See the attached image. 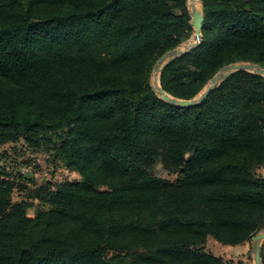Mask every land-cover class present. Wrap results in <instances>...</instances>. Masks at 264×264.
Returning <instances> with one entry per match:
<instances>
[{
    "label": "trees",
    "instance_id": "trees-1",
    "mask_svg": "<svg viewBox=\"0 0 264 264\" xmlns=\"http://www.w3.org/2000/svg\"><path fill=\"white\" fill-rule=\"evenodd\" d=\"M200 1L201 43L159 77L179 99L224 65L264 66V0ZM191 31L186 0H0V145H44L82 178L14 202L0 173V264H226L208 238L264 229V77L237 72L193 107L151 90ZM33 200L49 208L30 218Z\"/></svg>",
    "mask_w": 264,
    "mask_h": 264
},
{
    "label": "rangeland",
    "instance_id": "rangeland-1",
    "mask_svg": "<svg viewBox=\"0 0 264 264\" xmlns=\"http://www.w3.org/2000/svg\"><path fill=\"white\" fill-rule=\"evenodd\" d=\"M198 2L201 8L202 3L200 0H198ZM191 5V0H186L187 10L188 6L191 8ZM192 35L193 29L190 33L187 34L185 39L182 40L179 44H177L174 48L186 42L188 43L192 39ZM153 80L154 75L152 76L151 71L150 82ZM205 86L203 87V89L205 88ZM0 173L5 174L15 183L13 193L11 195L12 201L14 202L20 201L22 199L27 200L28 191L27 189H22L21 187L23 186L32 189L35 186L49 184L52 185V187H55L60 183L82 180L81 176L78 173L68 170L63 165V162L55 156L54 151L52 149H48L44 145H41L40 147L30 146L24 139H20L16 143H6L0 145ZM17 173H21L22 176L19 177ZM257 173L259 175L264 176V168L258 169ZM155 174L167 181L174 182L176 180V175L165 172L160 164L155 165ZM32 202V205L26 209V214L30 218H35L39 212L45 211L49 208L47 205L41 204L36 200H33ZM247 244L249 245V242H247ZM206 247L207 250L214 255H224L226 249L232 248L231 246L222 245L212 238L209 239L208 244L206 243ZM217 248L220 250H218ZM221 250L222 252H224H220ZM139 252L140 251H138V254ZM123 259V261H125L123 264H139V257L137 254H127L124 256ZM244 260L246 262L254 263V252H249L247 257L244 258ZM224 262L226 264L234 263L232 261L227 260H224ZM118 263L120 262L116 261L115 264Z\"/></svg>",
    "mask_w": 264,
    "mask_h": 264
},
{
    "label": "water",
    "instance_id": "water-1",
    "mask_svg": "<svg viewBox=\"0 0 264 264\" xmlns=\"http://www.w3.org/2000/svg\"><path fill=\"white\" fill-rule=\"evenodd\" d=\"M190 25L193 29V35L191 38L194 41L190 44L184 43L176 48L161 55L155 62L152 69V76L155 75V79L151 81V90L162 101L174 105L177 107H193L202 103L208 94L217 87L221 82L229 78L231 75L237 72H247L264 77V66L251 63V62H239L230 63L221 67L207 82L205 88L194 98L191 99H179L171 96L165 92L159 83V77L165 66L177 59L178 57L190 52L193 48L199 45L202 41V26L204 21L203 9L190 8L188 6ZM264 242V229L256 233L249 241L250 251L254 252V264H262L260 249Z\"/></svg>",
    "mask_w": 264,
    "mask_h": 264
},
{
    "label": "crops",
    "instance_id": "crops-1",
    "mask_svg": "<svg viewBox=\"0 0 264 264\" xmlns=\"http://www.w3.org/2000/svg\"><path fill=\"white\" fill-rule=\"evenodd\" d=\"M262 168H264V166L261 167V169ZM209 239L210 238L207 239V242H206L207 244L209 242ZM226 246H228V245H226ZM231 247L234 249H232ZM231 247H230L231 249H226V252L223 251L224 255L223 254H221V255L217 254L215 256H217V257L221 256V258H223L225 261L227 260V261L234 262L233 264H254L252 262H246L244 260V258L247 257L248 253L251 252L250 246L247 244V242L241 243L239 245L231 246ZM206 249H207V247H206ZM218 250H220V249H218ZM220 252H222V250Z\"/></svg>",
    "mask_w": 264,
    "mask_h": 264
},
{
    "label": "bare ground",
    "instance_id": "bare-ground-1",
    "mask_svg": "<svg viewBox=\"0 0 264 264\" xmlns=\"http://www.w3.org/2000/svg\"><path fill=\"white\" fill-rule=\"evenodd\" d=\"M191 4H192L191 8H195V9L200 8V4H199L198 0H191ZM193 41H194V39L192 38L187 44H190ZM154 79H155V75H154Z\"/></svg>",
    "mask_w": 264,
    "mask_h": 264
}]
</instances>
